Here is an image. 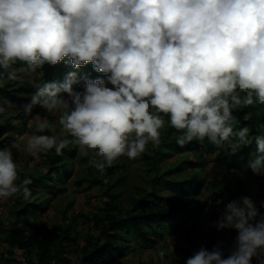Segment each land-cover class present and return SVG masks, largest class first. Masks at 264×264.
Listing matches in <instances>:
<instances>
[{"label": "clouds", "instance_id": "1", "mask_svg": "<svg viewBox=\"0 0 264 264\" xmlns=\"http://www.w3.org/2000/svg\"><path fill=\"white\" fill-rule=\"evenodd\" d=\"M17 62L32 72L74 69L23 106L36 133L57 117L65 134L29 136L24 147L33 156L62 155L72 143L104 177L118 158L158 148L165 117L180 147L206 138L246 145L249 128L236 130L234 113L264 105V0H0V68ZM89 64L103 78L78 74ZM37 106L47 115L33 114ZM252 139L246 169L264 176V123ZM20 148L17 140L0 148V199L31 198L33 181L20 179L13 158ZM213 223L236 231L229 254L221 242L202 245L185 264H264V214L251 197L229 201Z\"/></svg>", "mask_w": 264, "mask_h": 264}, {"label": "rangeland", "instance_id": "2", "mask_svg": "<svg viewBox=\"0 0 264 264\" xmlns=\"http://www.w3.org/2000/svg\"><path fill=\"white\" fill-rule=\"evenodd\" d=\"M45 70L44 66L43 69L32 72L24 62H17L5 68V74L0 76L2 99L0 107L5 109L0 113V148H7L13 140H17L21 148L12 151L18 165V173L29 172L38 180L28 201L22 197L0 199V264H28L29 259H36L34 254L30 257L23 250L12 248L7 243L13 221L11 215L28 203L34 204V213L25 214V219L29 223H39L50 232L55 231L54 237H58L59 232L56 231L58 225H69L72 229V239L79 243L88 233L97 234L96 217H103L106 213L108 202L106 185L101 180L92 183L87 181L90 179V172L98 176L97 170L88 165L89 157L83 156L76 145L70 143L68 153L57 157V163L66 165L68 173L56 170L58 177L53 181L44 178L45 174L55 167L56 162L51 161L55 157L51 150L37 156L25 150L28 137L34 133L56 134L61 138L65 136L57 117H49L51 121L49 130L36 133L35 123L23 110V106L30 102L31 95L36 89L43 83L51 81L44 75ZM78 74L83 73L78 71ZM77 90H80L79 85ZM11 92L14 93L13 96H10ZM37 112L42 116L47 115L38 106L33 108V114ZM168 126L166 122L161 133ZM67 138L73 139L70 135ZM156 151L157 148L149 144L140 158L132 160L122 156L114 162L116 169L106 171L105 178L108 179V184L122 179L116 186L120 193L119 208L123 213L130 209L131 201L140 198L139 193L142 189L158 196V200L154 202L172 204L174 199L179 198L173 184L197 176L202 181L199 190L194 192L200 213L194 218H189L184 226L171 232L161 228L154 220L139 222L142 230L149 234L152 232L157 234H151L147 244L144 243L140 232L128 236L122 258L104 264H185V260L202 245L211 250L213 245L221 242L224 250L233 229L218 231L213 222L218 220L225 205L242 196L251 197L256 205L264 201V176L254 175L250 169H246L247 164L240 169L230 168L225 158L227 155L229 157L227 147L220 152L207 150L204 142L190 148L175 146L169 151V157L163 156L158 162L151 158ZM147 155L150 157L149 160L145 158ZM191 161L193 163H190ZM41 179H44L43 182H40ZM166 182L171 185H167ZM217 200L223 203L217 206L215 203ZM187 227L192 229L189 234ZM66 235V232L60 235L56 248L65 249L67 256L74 259V247H68L63 239ZM30 251L35 253V250ZM161 252L165 253L163 258L160 256ZM224 255L227 256L225 250ZM174 256L178 259L174 260ZM73 264H80V261L74 259Z\"/></svg>", "mask_w": 264, "mask_h": 264}, {"label": "trees", "instance_id": "3", "mask_svg": "<svg viewBox=\"0 0 264 264\" xmlns=\"http://www.w3.org/2000/svg\"><path fill=\"white\" fill-rule=\"evenodd\" d=\"M46 70L44 75H46L47 80L59 81L62 82L69 71H73L71 67H66L63 63L50 66L45 65ZM80 73H87L90 75V78H103V74L96 72L92 65L89 64L81 69L77 70ZM5 74V68H0V76ZM56 77V79H55ZM78 86V85H77ZM76 86V88H77ZM14 93L11 92L10 96H13ZM2 102L0 95V103ZM237 118L238 123L234 125V128L238 130L242 127L249 128V139L251 143L249 144H240L236 142L235 138H231L230 142H223L221 145L217 146L207 138L204 140V144L207 147V150H219L223 152L224 147L229 148V157H225L227 162L230 165V168H242L245 166L249 159H251L256 152V145L252 137L256 134V127L258 124L264 123V105L255 103L252 106L244 108L234 113ZM167 122V117H165ZM46 132V131H45ZM178 133L175 132L170 125L164 129L162 133V142L157 148L154 157H151L158 162L161 157H169V151L175 146L180 147L176 143L175 136ZM198 141H193L186 144L184 147L190 148L191 146H198ZM180 147V148H184ZM235 147V154H232V149ZM70 147H66L63 150V154L68 153ZM51 153L55 156L51 159L54 163V168L50 169L44 178H50L51 181L54 178L58 177L56 170L63 171L68 173L66 165L62 163H57V155L55 150L52 149ZM61 155V156H62ZM49 156V155H48ZM147 160L150 157L147 155L145 157ZM190 163H193L191 161ZM116 164L107 170L116 169ZM20 179L22 180L25 177H30L33 181L29 185L31 192L34 188V185L38 182L37 178L29 172L18 173ZM106 174V172H105ZM97 177L90 172V179L87 180L89 183L96 182L98 180L103 181L104 177L100 176V173L97 171ZM44 179H41L40 182H43ZM122 182V179H118L113 184L106 185V196L108 199L106 213L103 217H96L95 229L97 234L88 233L81 243L74 242L71 237L72 229L69 225H58L56 231L59 232L58 237H54L55 231L50 232L42 224H32L25 219V214L34 213V204H26L24 207L18 210L17 213H14L12 216L13 221L10 227V233L7 236V243L12 248H18L26 252L30 257L35 255V260L29 259L28 264H73L74 259L80 261V264H104L105 262H115L122 258L123 253L126 250L127 237L130 235H135L141 233L144 239V243H148V237L151 234H157L156 232L148 233L146 230H142L139 226V222H149L150 220L157 221L161 228L167 231H173L178 227H182L186 224L189 218H194L200 213V207L197 201L195 200V191L199 190L201 180L197 176H193L189 180L176 181L175 193L179 196L178 199H174L172 204H160L154 202L158 200V196L155 193H147L146 190H141L139 193L140 198L134 199L131 201V208L126 212H122L119 208V198L120 193L116 190V186ZM167 185H171L166 182ZM264 201H260L256 207L259 211L264 214V207H261V204ZM22 221V226H18ZM188 234L192 231L190 227H187ZM66 232L67 235L63 238L67 242V246L74 247V259L67 256L65 249H57L58 238L60 235ZM237 235L236 231L233 230L229 235L225 243L224 250L228 255ZM70 236V237H69ZM72 243V244H71ZM35 250V253L30 251ZM253 264H256V261L253 260Z\"/></svg>", "mask_w": 264, "mask_h": 264}]
</instances>
